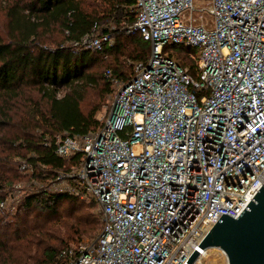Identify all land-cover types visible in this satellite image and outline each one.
Instances as JSON below:
<instances>
[{
	"label": "built area",
	"instance_id": "1",
	"mask_svg": "<svg viewBox=\"0 0 264 264\" xmlns=\"http://www.w3.org/2000/svg\"><path fill=\"white\" fill-rule=\"evenodd\" d=\"M133 1L125 32L150 54L128 82L111 81L99 129L44 144L73 161L45 191L99 210L96 239L61 250L63 264H185L264 184V0ZM113 43L87 35L74 47L101 54ZM173 50L188 52L194 74Z\"/></svg>",
	"mask_w": 264,
	"mask_h": 264
},
{
	"label": "trees",
	"instance_id": "2",
	"mask_svg": "<svg viewBox=\"0 0 264 264\" xmlns=\"http://www.w3.org/2000/svg\"><path fill=\"white\" fill-rule=\"evenodd\" d=\"M0 3V203L19 182L30 186L12 221L0 217V264H63L60 251L73 234L98 233L99 214L80 208L78 197L45 191L73 164L45 141L99 129L96 115L113 93L111 81L128 82L132 69L125 62L145 60L150 45L125 32L134 22L133 0ZM111 34L114 43L101 54L74 47L87 35ZM173 54L194 74L188 52ZM22 163L30 174L20 172Z\"/></svg>",
	"mask_w": 264,
	"mask_h": 264
},
{
	"label": "water",
	"instance_id": "3",
	"mask_svg": "<svg viewBox=\"0 0 264 264\" xmlns=\"http://www.w3.org/2000/svg\"><path fill=\"white\" fill-rule=\"evenodd\" d=\"M206 249L221 250L227 264H264V184L236 219L221 215L185 264Z\"/></svg>",
	"mask_w": 264,
	"mask_h": 264
},
{
	"label": "rangeland",
	"instance_id": "4",
	"mask_svg": "<svg viewBox=\"0 0 264 264\" xmlns=\"http://www.w3.org/2000/svg\"><path fill=\"white\" fill-rule=\"evenodd\" d=\"M3 24H4V16H3V13L1 12V3H0V27H2ZM125 64H126L125 70L132 69L133 63L131 61H126ZM115 92L116 90L115 88H113V93L109 97H107V100L101 106L99 113L96 115V119L100 123L104 122L106 116L108 115L109 111L112 108V105L114 103ZM29 187H30L29 183L25 181H21L18 184H16L14 188L7 190L6 195H5V200H4L5 205L3 208L0 207V217L1 218H6L7 222L12 221V218H13L12 216L15 210L17 209V207L19 206L20 204L19 202H21L22 197H24L29 192L30 190ZM80 205H81L80 208H82L83 210H89L91 212H94L95 214H99L98 207L91 200L82 198ZM69 208L70 207H63L60 210H68ZM70 230L72 233H75V228H70ZM96 237H97V234H95V236H93L92 238L87 237L85 235L83 236L80 235L78 237L77 235L73 234L72 238L74 241L71 243H68L67 246H75L79 242L91 244L96 239ZM62 247H65V245L61 246V248ZM202 251L204 252L202 253ZM202 251L199 254V257L197 258V260L199 258L201 259L200 264H227V259L221 250L207 249V250H202Z\"/></svg>",
	"mask_w": 264,
	"mask_h": 264
},
{
	"label": "bare ground",
	"instance_id": "5",
	"mask_svg": "<svg viewBox=\"0 0 264 264\" xmlns=\"http://www.w3.org/2000/svg\"><path fill=\"white\" fill-rule=\"evenodd\" d=\"M206 250H207V249H206ZM217 250H218V249H217ZM201 251H202V250H201ZM201 251H199V254L201 253ZM203 252H204V251H202V253H203ZM200 260H201V259L199 258L198 260L195 261L194 264H200Z\"/></svg>",
	"mask_w": 264,
	"mask_h": 264
}]
</instances>
